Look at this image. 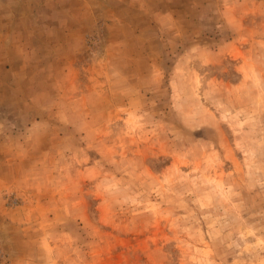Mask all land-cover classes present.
<instances>
[{"label":"rangeland","instance_id":"rangeland-1","mask_svg":"<svg viewBox=\"0 0 264 264\" xmlns=\"http://www.w3.org/2000/svg\"><path fill=\"white\" fill-rule=\"evenodd\" d=\"M0 264H264V0H0Z\"/></svg>","mask_w":264,"mask_h":264}]
</instances>
